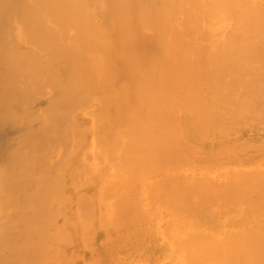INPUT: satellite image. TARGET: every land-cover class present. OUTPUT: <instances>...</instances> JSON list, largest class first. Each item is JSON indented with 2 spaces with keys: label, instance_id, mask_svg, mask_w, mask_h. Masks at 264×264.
Returning <instances> with one entry per match:
<instances>
[{
  "label": "bare ground",
  "instance_id": "bare-ground-1",
  "mask_svg": "<svg viewBox=\"0 0 264 264\" xmlns=\"http://www.w3.org/2000/svg\"><path fill=\"white\" fill-rule=\"evenodd\" d=\"M23 2L27 15L18 21L11 12L9 20L18 47L30 30L36 46L59 55L46 70L30 53L4 58L0 126L23 115L46 124L12 147L0 170V244L13 256L0 249V264H119L122 254L149 252L148 232L162 212L171 215L159 229L181 264H264V160L222 171L210 164L219 159L215 144L204 145L226 124L264 114V0H159L151 11L136 0L132 24L105 1L114 45L100 41L84 15L93 0ZM151 19L161 22L158 36L136 33ZM153 39L164 58L145 53ZM62 41L70 42L66 59ZM75 53L86 54L88 65L70 72ZM154 82L165 86L154 90ZM205 85L211 91L203 97ZM58 89L38 110L6 109L7 101L26 107ZM17 171L23 175L15 180ZM236 210L228 232L212 228L216 211ZM100 229L106 236L98 242ZM95 246L107 252L99 257Z\"/></svg>",
  "mask_w": 264,
  "mask_h": 264
},
{
  "label": "rangeland",
  "instance_id": "rangeland-1",
  "mask_svg": "<svg viewBox=\"0 0 264 264\" xmlns=\"http://www.w3.org/2000/svg\"><path fill=\"white\" fill-rule=\"evenodd\" d=\"M105 1L109 4L110 8H113V10H116V8H118L120 10V14L124 15V17H127L125 19L132 24V14H134V11H135L134 8H135L136 0H121L122 3L120 2V0H113V1L112 0H110V1L109 0H93V3L91 5L85 6L84 9L82 8L83 11H85V13H86V14H84V15H86V19H88L89 21H92L93 24L95 25V27L100 30V34H101L100 41H102V42L103 41H107V42L111 43L112 45H114V43H116L118 41V37H117V34H116L115 30L113 29V20L110 18V14H109V11L106 8ZM139 1H140V9L144 8V9L149 10V11L153 10L154 7L157 4H159V0H152V1L151 0H139ZM115 5H117V6L115 7ZM24 6H25V3L23 2V0H1V3H0V7H1L0 8L1 9V12H0L1 13L0 14V77H2V75H3L2 72H5V65L7 64V62L5 60L9 61V59H11L12 57H14L16 60H18V58L21 59L23 57L28 59V55L30 53L35 58L37 57V59H36V61H38L37 64L41 62L39 65H37L38 67L36 66V68H38V69L42 68V69L46 70L47 67L49 66L48 63H50V66H55V61L54 60L59 55V54H56V53H51L50 54L49 52H47L46 50L42 49L41 47L36 46L33 42H34V39H36L37 35H36L35 32L30 31V30L23 31L24 32V36H25V41L27 42V45H24L21 48L18 47L17 37L15 38V36H14V33L16 31V28H17V25L12 26V21L10 23L9 20H10V18L12 20V15L18 21H19L20 17H24V15H27L26 9L24 11ZM28 9H29V5L27 7V10ZM82 9H81V11H82ZM138 9H139V5H138ZM125 10H126V12H124ZM146 10H144V11L147 12ZM128 11H129V14L127 13ZM136 11H137V8H136ZM115 12L118 13L117 11H115ZM140 14L141 15H139V17L141 18V20H144L147 17L146 14H144L143 12H141ZM152 18H153V16H152ZM28 19H29V16L26 19L27 20L26 22H28ZM77 20H82V19L78 18ZM7 22H9L10 24L7 23ZM158 22H159V24H156L154 26L153 23H152V19H151L150 21H148L149 24L147 23L145 26L142 25V28L141 29L139 28V31H137L136 29H135V31H136V33L140 32L141 36H149L148 38L153 37V36H158L160 34V31H159L158 28H160L162 26L161 22L160 21H158ZM47 23H49V22L47 21ZM153 30L155 32V35L152 34ZM150 31H152V32H150ZM69 43H70L69 41L68 42H63L62 41L60 43V45H63L65 47V50L63 51V49H62L60 51V53H63V52H64V54L66 53V49L69 46L68 45ZM209 45H210L209 43H206L204 45V47H203V49L205 48V50L209 49L208 54H209L210 49H211L209 47ZM146 47H147V51H145V53L147 52V56L150 59L157 60V59L164 58V53H162V51H160V45H159L158 41H156L155 39L151 40L146 45ZM70 48H72V47H70ZM28 51H30V52H28ZM31 51H34V52H31ZM14 53H15V55H14ZM26 53H28V55ZM16 54H18V55H16ZM112 54L114 55L115 52L111 51V55ZM7 55H8V57H7ZM10 55H12V57ZM84 55H86V54L75 53L74 56H72L73 61L70 62V69L68 71L75 72L76 69H75L74 66L77 65V63H78V65L87 66L88 65V59ZM66 57L67 56L65 54L64 58L66 59ZM4 58H5V60H4ZM76 59H79V60H76ZM57 66L58 65H56V67ZM61 67L62 66H60V68ZM148 69L152 70V65H150V67H148ZM156 72H157V76L159 74V79H161V80H163L162 79V75H166L167 74L166 71H164V70H162L160 68L159 64L157 65ZM185 75H187V78H189L190 75H193V74L187 72V73H185ZM118 77H119L120 80L123 79V77H121L120 75H118ZM118 77L117 78L115 77L116 79H114V82H117V80H119ZM159 84H162V83L154 82V85H155L154 90L156 89V87ZM0 85H1V82H0ZM162 85H164V84H162ZM2 87L3 86L1 85L0 86V90H1L0 91V98H1V95H2L1 93H2V91L5 88L4 87L2 89ZM159 89L162 90L161 88H159ZM58 90H59L58 92L54 91V90H50L44 96L39 95L40 97H36V99H35L37 101L32 102L30 105H28L26 107H22V106L20 107V105L18 104L17 101H14V102H16L18 105H16V103H14L12 101H7V105H5V106H6V109H10V110L16 112L17 114L27 113L28 110L29 111H33L32 109H35V110L37 109L38 110V109L42 108V105H44V103L48 99H50V98L52 99V98L58 96L60 94V89H58ZM209 91H211L210 87H206V85H205L204 88L202 89L203 97L208 96L209 95L208 94ZM9 104H10V107H9ZM81 112L82 111L79 110V113H81ZM29 113H31V112H29ZM172 113H173V111H172ZM245 114H249V113L245 112ZM23 116H25V117L22 118ZM23 116L21 117L22 118L21 120H20V117L16 118V120L19 123H17L16 120H14L16 124L15 123H11L12 120H10L9 123L2 124L0 126V170H4V172L6 170L7 163L9 162L8 156H9V154L11 152L10 151L11 148L16 146L26 136H30L32 133H34L37 129H39L41 127V125H43V123L46 124L44 122L43 118L34 120V117L31 119V117H29L27 115H23ZM133 118H138V116L134 115ZM148 118H149V116H147V119ZM258 118H259V120H258ZM23 119H27L26 122L24 121L25 123L22 121ZM73 120H74L73 121L74 123L80 122L79 121L80 119L78 120V118H76V117L73 118ZM29 121H30V123H27ZM242 121H244V119ZM242 121L241 120H237V121H234V122H232L230 124H226L227 126H225L226 128H224L225 131L223 130L222 131L223 133L219 137H214L213 139H210L209 141L205 142L206 144H204V145H206V147L210 146L211 144L214 146V144H215V146H214L215 148L213 146H212V148H214L215 151L218 150L217 154L219 155V159L215 163H213V162L210 163L215 168H219V166H220V169L222 168V171L223 170L225 171L228 166L232 167L231 165H237V164L243 163L244 165L240 166V168L248 169V168H251V166H254L255 163H253V160H257L259 162L264 160V150H263V152L260 153V151H262V148L264 149V143H263L264 142V131H263L264 130V127H263L264 126V114L261 113V115L259 117L253 115V116H251L250 120H246L245 122H242ZM244 123H247V124H244ZM231 124L233 126H231ZM249 126H251V127H249ZM232 127H233V129H232ZM28 128H29V130L27 131ZM262 128H263V130H262ZM239 140H241V141H239ZM214 141H216V142H214ZM248 141H250L251 143L248 142ZM232 142H233V144H232ZM219 145L221 146V148H220ZM229 145H230V147H229ZM231 145H232V148H234V150L231 148ZM257 145H258V147H257ZM216 147H217V150H216ZM246 148H247V150H246ZM229 149H230V151H229ZM229 152H231V153H229ZM232 152H233V155H234V158H235L234 161H232L233 160ZM223 153L225 155H222ZM227 153H228L229 156L227 155ZM251 153H253V154H251ZM236 155L238 157H236ZM253 155H255V156H253ZM221 157L223 158V160H222ZM224 157H226V158H224ZM227 158H228V160H227ZM260 158H262V159H260ZM220 159H221V161H220ZM225 159H226V161H225ZM231 163H234V164H231ZM8 165H9V163H8ZM0 173L3 174V171H0ZM14 173H15V175H14ZM14 173H12L11 177L13 179H15V180H17V176L18 177L19 176L22 177V175H23L22 171L21 172L17 171V172H14ZM26 204H27V201H24L22 205L24 207H26L25 206ZM246 208L249 209V210H253V208H251L249 205L246 206ZM7 211H9V210H6V212ZM2 212L3 211H0V214ZM161 215H163V217H162L163 221L160 218V220H159L160 222H158L157 224L152 223V229H151L150 232H148L149 236L147 237V241H148L149 247H150L149 248V252L145 253L144 255L138 254V253L137 254L136 253H134V254H122L120 256V258H119V264H175V263L176 264H181L180 261H177L176 258L173 257L174 255L171 253L172 248H171V246H169L170 244L168 245V243H166L167 242L166 239H168V241L170 239L169 235H167L164 232L162 233L161 230L159 229L161 224H162V226L165 224L164 220L165 219L168 220L169 219L168 217L171 214H168V216H167L165 212H162ZM239 216H240V213L237 210L233 211L231 214H227V213L225 214L224 212L216 211L215 215H214V218L211 220L210 224H211L212 228H214L215 230H217V229L219 230V228H220V230L217 231V232L226 233V232H228L229 222L232 220V218H236V217H239ZM209 217H210V215H209ZM159 223H161V224H159ZM218 223L220 225H222V226H220ZM158 225H160V226H158ZM103 236H106L105 229H100V230L96 231V233H95L96 241L101 242L103 240V238H104ZM98 242H97V245L99 244ZM0 249L1 250L4 249V251H1V252H3V254H6L8 256V258L10 260H12L13 256L9 253V251H8V249L6 247H2L1 244H0ZM96 249H97V247L95 246L94 252L96 251ZM106 252H107V249L104 250V251L102 249L100 251V249L98 247L97 256L100 257L101 254H105ZM100 259L101 258H99V260ZM215 264H222V263H215Z\"/></svg>",
  "mask_w": 264,
  "mask_h": 264
}]
</instances>
